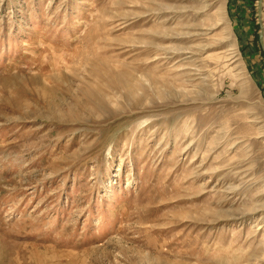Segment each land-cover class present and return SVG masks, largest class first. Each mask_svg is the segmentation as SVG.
<instances>
[{
    "label": "rangeland",
    "instance_id": "1",
    "mask_svg": "<svg viewBox=\"0 0 264 264\" xmlns=\"http://www.w3.org/2000/svg\"><path fill=\"white\" fill-rule=\"evenodd\" d=\"M0 264H264V0H0Z\"/></svg>",
    "mask_w": 264,
    "mask_h": 264
},
{
    "label": "bare ground",
    "instance_id": "2",
    "mask_svg": "<svg viewBox=\"0 0 264 264\" xmlns=\"http://www.w3.org/2000/svg\"><path fill=\"white\" fill-rule=\"evenodd\" d=\"M97 92V91H96ZM93 93H95V92H93ZM92 93V94H93ZM99 97V96H98ZM97 97V98H98ZM91 98V97H90ZM92 99V98H91ZM94 104V106L96 107V108H102L103 107V102H102V100H100V98L98 99V100H96V102L95 103H93ZM98 110V109H97ZM104 110V109H103Z\"/></svg>",
    "mask_w": 264,
    "mask_h": 264
},
{
    "label": "water",
    "instance_id": "3",
    "mask_svg": "<svg viewBox=\"0 0 264 264\" xmlns=\"http://www.w3.org/2000/svg\"><path fill=\"white\" fill-rule=\"evenodd\" d=\"M262 42V41H261Z\"/></svg>",
    "mask_w": 264,
    "mask_h": 264
}]
</instances>
